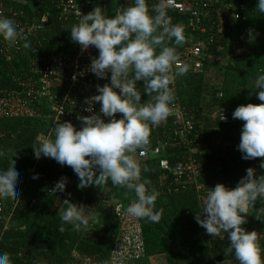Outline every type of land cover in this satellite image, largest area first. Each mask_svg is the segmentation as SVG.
Wrapping results in <instances>:
<instances>
[{"label": "trees", "instance_id": "1", "mask_svg": "<svg viewBox=\"0 0 264 264\" xmlns=\"http://www.w3.org/2000/svg\"><path fill=\"white\" fill-rule=\"evenodd\" d=\"M21 1L24 2L23 5L17 3V0L12 2L2 0L4 4L20 7L29 14H32L30 11L32 9L40 12L49 11L48 28L51 32L47 34V42L43 44L45 49L53 54H60L77 48L78 44L72 42L70 38V29L75 22L68 20L65 28L63 24L57 22L56 12L46 3L37 0ZM76 1L82 5V15L91 12L95 7H100L109 17L116 15L115 3L111 1ZM241 1L243 9L240 11L237 9L241 13V19L234 23L233 29L228 31L222 42V47L225 50L228 48L226 65H219L224 54L217 53L215 48H212L203 60L204 70L201 75H194L188 71L185 75L178 76L176 80L174 96L178 98L183 108L192 110L196 118L199 115H209L217 107L233 109L249 103H264L256 98V92L259 90H256L253 84L254 78L264 73V15L255 10L257 0H240L239 3ZM146 3L151 9L150 4L147 1ZM120 4L126 8L125 1H121ZM171 16L175 21V15ZM257 19L259 22L255 23ZM70 23L72 26H68ZM233 30L235 34L232 33ZM249 30L253 31L255 37L251 51L233 49L235 42L233 35L247 36ZM195 35L184 29L183 44L174 45L167 42L165 46L175 47L176 51L182 50L193 42ZM29 44H34L33 40ZM17 61L23 65L25 57H15L14 62ZM2 65L0 59V73L3 77L12 76L20 69L17 63H12L15 71L6 72L2 71ZM209 71H214L222 78L218 85H211V79L207 76ZM237 81L239 83L234 84ZM137 90L144 93L142 82H137ZM147 97L149 96L144 94L141 102L143 103ZM204 121L203 126L197 124L195 129L200 132V140L205 149L192 155L200 173L204 174L197 180L204 190H196L194 183L185 185L183 181H179V184H174L171 179L165 180L166 174L158 166L159 158L150 156V153L145 159L136 158L141 165L142 181L148 180L150 183L146 187L154 189L159 194L155 208L160 210V222L152 223L140 219L145 255L138 260L129 261L128 264H238L234 255L228 251L227 234H222L224 239L211 238L196 223L194 217L200 211V197L206 195L217 184L234 188L246 175V169L249 167L257 170L256 176L264 175V169L260 168V160L263 158L242 159V153L237 146L243 121L234 126H222L214 120L208 122L207 117ZM56 124L53 120L40 118L0 120V151L5 153L0 157V169L6 168L9 160L14 159L23 170L19 198L9 197L0 200V251L7 253L10 264H108L113 236L117 233V226L114 223L116 214L111 212L109 217L113 222L105 228L104 234L90 226L91 220L88 227L80 232L73 231L67 224H63L64 231L60 232L62 226L60 215L67 207L64 200L83 204L90 209L101 187L123 192L125 199L123 202L119 201L123 204L134 202L135 194L113 186L110 181L99 186L78 189V177L70 166H61L55 160L43 156L36 159L32 148L38 146L37 138H54L50 133H53ZM73 125L77 130L81 127ZM184 154L187 152L177 150L170 155H163L162 158L168 159L169 164L173 165L175 157ZM30 167H34L32 171H29ZM144 168L148 171H143ZM33 175H37L38 178L33 179ZM62 177L67 178L65 191L49 195V190ZM162 182L164 185L173 183L172 189L177 187L178 191L168 195L160 194L159 186ZM242 227L247 231H256L264 257V200L258 199L249 207L247 222Z\"/></svg>", "mask_w": 264, "mask_h": 264}, {"label": "clouds", "instance_id": "2", "mask_svg": "<svg viewBox=\"0 0 264 264\" xmlns=\"http://www.w3.org/2000/svg\"><path fill=\"white\" fill-rule=\"evenodd\" d=\"M170 4L171 0H158L149 9L146 0H131L130 6L112 17L100 7L80 15L78 23L70 29L71 41L80 45L82 51L94 46L98 56L91 60L89 71L99 79L108 77L110 80L103 86L97 85L98 94L84 101L88 105L85 111L90 113L92 105L99 102L101 115L78 117L81 121L79 130L71 122L57 123L50 133L54 138L38 137V146L32 148L36 159L43 156L61 166H70L78 177V189L110 181L113 186L134 192L135 201L123 211L118 207L117 213L152 223L160 222V210L155 208L159 194L146 187L150 183L148 180L142 181L141 165L135 154L150 151L151 129L165 122L170 115V106L175 99L170 87L174 76H183L189 71L188 65L178 64L176 48L165 46L167 42L181 45L185 41L183 26L172 24L167 14ZM255 10L264 15V0H257ZM17 37L14 21L0 16V38L11 45ZM248 37L249 42L254 40L252 30ZM24 47L29 45L25 43ZM157 47L160 48L158 53ZM173 65L177 66L174 75L171 74ZM137 82L143 83L144 93L154 102H141ZM253 84L259 90L256 98L264 102V73L254 78ZM117 113L122 114L120 119H116ZM102 117L110 119L105 122ZM232 117L244 122L237 146L242 159L264 158V103L240 105ZM4 155L0 151V157ZM260 168L264 169V159L260 160ZM22 177L23 170L14 159L9 160L6 168L0 169V200L19 198ZM66 184L67 178L62 177L49 190V195L64 192ZM258 199L264 200V175L256 176L251 167L234 188L217 184L200 197V211L194 217L196 223L211 238L224 239L222 234L226 233L228 251L238 264H264L256 231L242 227L247 222L249 207ZM64 202L67 207L60 215L62 226L59 231H64L63 224L70 225L75 232L86 229L91 209L67 199ZM0 264H10L3 251H0Z\"/></svg>", "mask_w": 264, "mask_h": 264}, {"label": "built area", "instance_id": "3", "mask_svg": "<svg viewBox=\"0 0 264 264\" xmlns=\"http://www.w3.org/2000/svg\"><path fill=\"white\" fill-rule=\"evenodd\" d=\"M37 1L46 3L54 10L58 16L57 22L63 24L65 28H67L68 20L77 24L82 15V5L76 0ZM106 1L119 3L116 13L124 10L120 0ZM146 1L151 7L158 3V0ZM239 1L171 0L167 14L172 24H180L186 31L196 34L192 43L176 52L179 65H188L190 73L194 75L203 73L204 58L212 48L220 53L223 48L222 42L227 37L228 31H231L234 23L241 19L239 11L244 5L242 1L241 3ZM17 3L24 4L21 0H17ZM30 11L32 14L20 7L13 8L11 5L0 4V16L13 20L18 32L14 44L10 45L0 38L2 71H15L12 63H17L20 67L19 71L12 76L3 77L0 73V120L40 118L53 120L54 123L71 122L81 125L78 117L101 115L99 102L92 105L91 113L85 111L88 105L84 103L86 98L98 94L97 85L103 86L110 83L108 77L99 79L89 71L91 60L98 56L97 49L89 46L87 50L82 51L81 46L78 45L70 52L60 54L49 52L43 45L47 42V34L51 32L48 28L49 11L40 12L36 9ZM171 15H175V21L172 20ZM68 26H72L71 23ZM32 40L34 44L31 45L29 43ZM25 43L29 47H24ZM21 56L25 57L23 65L19 64V61L14 62L15 57ZM176 70L177 66L173 65L171 74L174 75ZM73 76L76 77L75 80ZM177 78L178 76H174V83L170 85L174 95ZM144 94L141 92L142 96ZM150 102H154L151 96L147 97L143 103ZM234 110L235 108L217 107L209 115L211 114L213 120L222 126H234L242 122L239 119H233ZM209 115L205 117L208 118ZM222 115L225 117L223 120H221ZM115 116L116 119H120L122 114L117 113ZM102 118L105 122L110 119ZM195 118L194 112L183 108L175 97L167 120L151 129V148L148 153L150 156L159 158L158 166L166 174L165 180L171 179L175 182L174 184H179V181H183L185 185L194 183L196 190L202 191L204 189L197 180L203 175L192 155L195 153L194 148L197 151L204 150L205 145L200 140V132L195 129V125L198 124ZM177 150L185 151L187 154L175 157L173 165L169 164L168 159L162 158L163 155H170ZM148 153L141 155L137 152L135 155L138 160H142L147 158ZM173 186V183L164 185L162 182L159 186L160 194L168 195L177 192L178 188L172 189ZM112 203L109 207L112 208L111 212L116 214L114 223L117 226V233L113 236V247L108 264H128L129 261L138 260L145 255L141 220L117 213L118 207L123 211L131 203Z\"/></svg>", "mask_w": 264, "mask_h": 264}, {"label": "rangeland", "instance_id": "4", "mask_svg": "<svg viewBox=\"0 0 264 264\" xmlns=\"http://www.w3.org/2000/svg\"><path fill=\"white\" fill-rule=\"evenodd\" d=\"M258 22L259 20L257 19L255 23H258ZM232 33L235 34L234 30L232 31ZM233 37L235 38L233 49H235L236 51H240V50L247 51V52L251 51L253 40L249 42L248 35L245 36V35L240 34L236 36L233 35ZM230 45H231V42H230ZM155 51L158 53L160 51V48L159 47L158 49L156 48ZM227 51H228V48L225 50L224 47L220 51V54L222 55L224 54L222 59L220 58L222 61L219 63L220 66H225L227 63L226 61V59L228 58ZM207 76L211 79L210 82H211V85L213 86L218 85L217 83L220 82L222 79L221 77L216 75L214 71H209L207 73ZM237 83H239V81H237L234 84H237ZM205 119L206 117L204 115L202 116L199 115V117L197 118L198 124H200V126H203L205 124V121H204ZM207 119H208V122H212L213 121L212 115L210 114ZM33 168L34 167H30L28 169L29 171H32ZM124 199H125V195L123 192L101 187L98 195L95 197V201L92 204V207L90 208L91 209L90 226L94 228L96 231L101 230V234L106 233L105 228H107L110 225V223L112 224L113 222L112 218L109 217L112 211V208L109 207L110 204H113L112 202H116V203L119 201L123 202Z\"/></svg>", "mask_w": 264, "mask_h": 264}, {"label": "crops", "instance_id": "5", "mask_svg": "<svg viewBox=\"0 0 264 264\" xmlns=\"http://www.w3.org/2000/svg\"><path fill=\"white\" fill-rule=\"evenodd\" d=\"M8 1H9V0H8ZM10 1L12 2V1H14V0H10ZM121 1H125V6H126V7L130 6V4H131V0H120V2H121ZM0 4H4V3L2 2V0L0 1ZM114 5H115V14H117V13H116V7L119 5V3H115ZM11 6H12L13 8H16V6H14V5H11ZM176 52H177V51H176ZM214 121H215V120H214Z\"/></svg>", "mask_w": 264, "mask_h": 264}]
</instances>
